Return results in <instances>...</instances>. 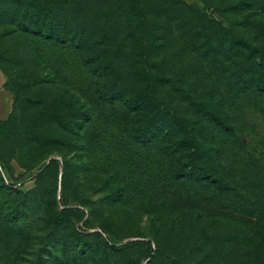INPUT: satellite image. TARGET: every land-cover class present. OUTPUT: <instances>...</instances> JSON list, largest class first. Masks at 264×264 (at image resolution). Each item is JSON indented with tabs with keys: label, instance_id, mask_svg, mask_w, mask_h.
<instances>
[{
	"label": "rangeland",
	"instance_id": "374dc122",
	"mask_svg": "<svg viewBox=\"0 0 264 264\" xmlns=\"http://www.w3.org/2000/svg\"><path fill=\"white\" fill-rule=\"evenodd\" d=\"M48 1L0 0V264H264V0H74L91 64Z\"/></svg>",
	"mask_w": 264,
	"mask_h": 264
},
{
	"label": "trees",
	"instance_id": "16d2710c",
	"mask_svg": "<svg viewBox=\"0 0 264 264\" xmlns=\"http://www.w3.org/2000/svg\"><path fill=\"white\" fill-rule=\"evenodd\" d=\"M48 2L49 3L47 4V8H50V13L55 17L57 23H55L54 26L51 25L46 28V30L42 32V34H44V36L46 37L60 38L62 42H71V45L80 52L83 63L85 64H91L101 61L103 55L107 51V48L103 44L105 38L107 37L106 34L109 31H106L105 29L90 30L89 28H87L85 23L86 21H88L90 13L87 10L86 6L74 2V0H49ZM245 2V0H240V2L237 1L236 3L231 2L228 7H238V9L241 10L242 8L248 7V3ZM109 3L115 4L117 7H120V0H109ZM258 10L261 12L260 18H264V10L262 8H258ZM242 14L243 16H248V14H246V12L244 11L242 12ZM52 20L53 19H51L50 21L51 23ZM151 30H147L149 32L148 34L144 33L143 31L135 34V36L140 40V46L137 54H139L143 62H145L147 57L149 58L151 56V52L153 48H155V45L149 42L148 39L153 38L154 35L157 36V33H155L156 31ZM197 30H199V28H197ZM210 32L211 27L207 30L206 35L208 37L211 36ZM127 34H129V32H127ZM108 36H111V32H109ZM124 37L126 36L124 35ZM247 50L251 53H257V56L259 57H262L264 55V47H261V49H259L258 47L257 49L254 47H250ZM259 59V62H262V58ZM242 63L243 62L240 61L238 64L241 66ZM215 117L217 118L216 115ZM208 178L211 180L213 179L212 177Z\"/></svg>",
	"mask_w": 264,
	"mask_h": 264
}]
</instances>
